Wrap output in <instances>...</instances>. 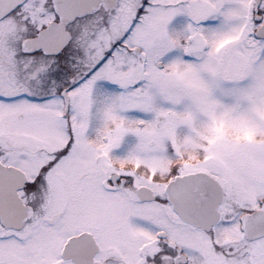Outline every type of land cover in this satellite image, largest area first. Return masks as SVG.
Returning <instances> with one entry per match:
<instances>
[{"label": "snow or ice", "instance_id": "obj_1", "mask_svg": "<svg viewBox=\"0 0 264 264\" xmlns=\"http://www.w3.org/2000/svg\"><path fill=\"white\" fill-rule=\"evenodd\" d=\"M0 264H264V0H0Z\"/></svg>", "mask_w": 264, "mask_h": 264}]
</instances>
